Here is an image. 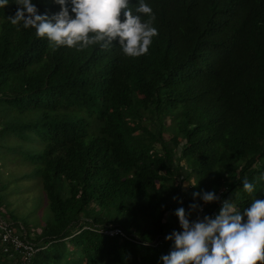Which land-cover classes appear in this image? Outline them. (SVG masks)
Instances as JSON below:
<instances>
[{"label":"trees","instance_id":"obj_1","mask_svg":"<svg viewBox=\"0 0 264 264\" xmlns=\"http://www.w3.org/2000/svg\"><path fill=\"white\" fill-rule=\"evenodd\" d=\"M146 2L158 34L139 57L115 41L57 46L8 21L14 0L0 8V153L10 134L40 144L19 152L49 213L37 234L23 223L41 246L28 264H162L164 236L180 230L174 210L187 211L193 191L231 197L240 211L264 199V0ZM195 202L201 215L220 207ZM111 225L132 239L100 231ZM0 264L20 263L0 250Z\"/></svg>","mask_w":264,"mask_h":264},{"label":"clouds","instance_id":"obj_2","mask_svg":"<svg viewBox=\"0 0 264 264\" xmlns=\"http://www.w3.org/2000/svg\"><path fill=\"white\" fill-rule=\"evenodd\" d=\"M8 2L0 0V8ZM14 2L18 7L7 19L17 30L32 28L37 37L78 51L88 46L109 49L115 41L124 56L139 57L158 34L156 14L146 0H53L59 10L51 16L39 13L34 0ZM259 180L264 181V171ZM241 184L244 192L255 191L247 178ZM197 197L204 204L220 201L218 212L201 215ZM192 198L187 211L183 206L174 210L180 230L165 235L172 246L160 257L162 264H264V199H252L240 211L231 197L221 200L211 190L193 191ZM193 213L196 218L190 219Z\"/></svg>","mask_w":264,"mask_h":264},{"label":"rangeland","instance_id":"obj_3","mask_svg":"<svg viewBox=\"0 0 264 264\" xmlns=\"http://www.w3.org/2000/svg\"><path fill=\"white\" fill-rule=\"evenodd\" d=\"M4 119L2 118V120ZM143 124H149V121L145 120ZM169 124V119H166V126ZM169 133V128H166L163 137L168 139ZM1 143L13 148V151H8L2 146L0 153V184L3 185L2 188L0 187L2 205L6 209L7 215L13 214L17 221L24 223L31 232L37 234L48 219L49 213L41 182L38 177L32 175L33 166L19 151L36 150L40 144L31 140H20L11 134L3 138ZM29 173L32 177L27 175ZM194 183L195 180L192 178L184 181V185H193ZM168 217H170L169 214H167ZM195 217L196 214H192L190 219ZM172 227L178 228V221L175 226L172 224ZM35 234L33 235L35 236Z\"/></svg>","mask_w":264,"mask_h":264},{"label":"built area","instance_id":"obj_4","mask_svg":"<svg viewBox=\"0 0 264 264\" xmlns=\"http://www.w3.org/2000/svg\"><path fill=\"white\" fill-rule=\"evenodd\" d=\"M218 206H220V203L217 205V207ZM2 212H4L5 215L0 214V250H2L3 253L8 254V256L14 260V262L28 264L34 254L40 250L41 246L28 239L26 227L22 222L13 220L9 215H7V211L5 209H2ZM217 212L218 211L216 208L211 212L210 215H214ZM100 231L107 236L119 235L129 240L132 239L127 235L123 228L117 225L104 227ZM132 241L145 244L138 240ZM159 242L160 241H158V243Z\"/></svg>","mask_w":264,"mask_h":264}]
</instances>
